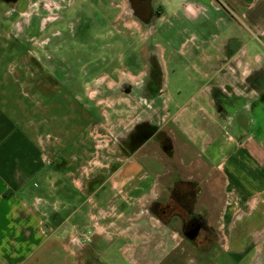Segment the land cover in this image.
I'll use <instances>...</instances> for the list:
<instances>
[{
	"label": "crops",
	"instance_id": "obj_1",
	"mask_svg": "<svg viewBox=\"0 0 264 264\" xmlns=\"http://www.w3.org/2000/svg\"><path fill=\"white\" fill-rule=\"evenodd\" d=\"M80 1L71 0V5ZM153 1L166 15V9L176 10L184 0ZM46 3L0 0V264H121L122 255L133 262L145 258L147 263L157 264L160 250L175 245L174 233L169 238L166 229L137 223L142 210L136 197L143 195L151 182L136 181L133 170L129 178L116 177L134 162L147 142L125 143L121 150L128 158L116 155L117 168L112 177L103 179L96 178L95 169H110L114 162L101 155L112 151L109 136L114 133L107 127L109 117L97 121L104 131L95 128L94 116H81L88 120L86 126L65 127L68 140L61 132L42 129V92L30 80L31 67L23 59L30 50L16 49L15 42L25 47L36 37L35 30L45 19L40 10L46 11ZM245 6L240 16L224 8L231 20L223 23V28H237L221 41L210 39L200 46L196 54L199 62H192L195 73L183 79L177 93L168 89L167 66L168 77L158 87V99L167 115L145 119L159 128L157 131L175 123L192 149L197 144L204 167L216 164L221 174L228 175L224 181L239 182L240 167L256 163L262 167L264 184V50H252V39L264 46V0ZM30 9L35 11L21 24L25 10ZM19 24L22 36L15 33ZM239 28L249 29L252 39L245 41ZM130 76L136 77L131 72ZM37 87L40 90L32 92ZM30 97L38 105L37 114L32 115ZM240 116H246L250 128ZM137 117L144 120V116H116L119 129L126 130ZM88 145L93 147L91 151ZM159 175L157 171L156 177ZM242 183H247L244 178ZM156 194L152 191L151 198ZM231 205L234 216L239 206ZM149 215L158 217L152 211ZM148 254L159 258L153 261Z\"/></svg>",
	"mask_w": 264,
	"mask_h": 264
},
{
	"label": "rangeland",
	"instance_id": "obj_2",
	"mask_svg": "<svg viewBox=\"0 0 264 264\" xmlns=\"http://www.w3.org/2000/svg\"><path fill=\"white\" fill-rule=\"evenodd\" d=\"M210 1L213 5L209 4ZM219 1L238 16L242 9H246L244 0ZM46 2V11L40 10L43 11L41 18L45 17V19L40 20V29L34 32L36 37L28 41L29 43L26 42L25 47H18L20 43L17 41L15 46L18 50H30L29 55L25 54L23 59L27 66L31 67L30 80L41 89L37 87L32 92L39 90L42 92L41 99L45 105L41 110V115L45 118L42 128L44 131L61 132L64 139L68 140L69 138L65 137L67 136L65 127L86 126L88 120L81 119V116H94L95 128L104 131L107 130L97 121L110 118L106 122H108L107 127L114 133L113 136H109L112 138L109 142L112 151L111 153L102 152L101 155L104 160L114 162L110 169L102 171L95 169L96 178L103 179L112 177L117 168L116 155H122L123 160L128 158L127 152L122 151L121 154L114 152L117 148L116 138H120L122 134V141L125 139L124 144H134L126 141L133 126L141 121L137 117V120L133 121L126 130H120L116 116H144L145 120L151 116L167 115L166 107L159 99L154 98L153 93L149 90L143 93L137 91L142 83L141 79L147 76L146 68H140L144 67L150 53L156 51L155 55L162 68L163 80L168 75L165 73L168 66V89L177 93V88L183 87V79L189 73H195L192 62H199L196 54L200 51V46L210 39L221 41L224 36L234 33L236 27L232 25L226 29L223 28V23L229 22L231 17L227 14L225 7L216 0H184L176 6V10L166 9V15L162 14L163 8L150 0V7L161 10L155 28L151 22L143 21L132 0H83L73 6L71 0H46ZM125 5H127L126 8ZM77 8L79 36L77 38L64 36L63 39L57 40L54 32L61 30L64 32L69 27L70 30L72 29L70 32H76L70 24L71 18L76 16ZM25 11L27 14L23 16L25 19L20 21L21 24L31 16L30 11L35 10ZM87 15L93 18V21L88 24V30L85 20H82V17ZM21 26L16 25L15 33L19 36L23 33ZM221 30H224L223 33L220 32ZM239 31L245 41L252 39L249 29L239 28ZM35 34H31L30 37ZM252 47L253 51L264 50V46L256 39H252ZM55 55L66 58L68 66L60 63L57 67ZM194 55L196 57L192 58ZM49 56H53L52 60ZM46 57L47 60H45ZM41 65L45 68H41ZM130 70L137 77L141 76L137 82L134 79L129 81L125 77V73L130 75ZM148 70L155 72L152 67ZM111 81H113L112 84H110ZM29 99L33 115L37 112L38 105L32 97ZM179 99L181 100L180 97ZM242 117L244 125L250 128V124L248 126L246 123V116H240ZM147 122L151 123L150 120ZM171 127L172 125L169 124L158 135L152 137L150 132L144 138L141 136L137 139L135 144L140 145L144 142L147 144L136 155L134 162L129 163L122 173L116 176L122 175L123 178H129L133 170L136 181L141 179L146 183L151 182L142 191L143 195L136 197L138 207L142 210V216L137 223L140 222V225L148 223L151 226H157L156 228L160 230L166 229L169 238L171 233H174L175 246L172 249L160 250L163 251L161 253L163 258L150 254L148 256H151L153 261L159 258L157 264H194L197 261L203 262L201 264H252L255 262L252 243L260 237L259 233H264L262 167L256 163L250 164L249 168L242 166L239 169L241 176L239 182L236 179H231V182L229 179L224 181L228 175L221 174L216 164L210 163L204 167L203 157L196 152L197 144L192 149L181 129L178 127L179 129L173 131ZM195 127L197 130V125ZM157 129L159 128L155 126L152 131L156 133ZM169 136L171 140H174L173 148L166 150L164 147ZM78 139L81 141L82 137ZM191 146L193 147V144ZM87 148L88 151L93 149L90 145ZM74 150L78 153L81 151V149L77 151L76 148ZM190 161L193 165H189ZM132 167L135 169H131ZM157 171L161 172L158 177H156ZM189 177H193L192 180H196L201 185L198 199L192 207L198 211L202 209L207 211V223L222 225L223 238L217 240L209 253H204V250H199L196 245L190 244L191 241L181 232L179 233L178 225L168 228L159 217L149 215L153 202L150 195L152 191L164 195V198L169 185L173 186L178 178ZM243 178L246 184L242 183ZM233 203L239 206V212H236L234 216V208L231 205ZM227 206H229L228 211ZM219 213L222 214L220 218ZM137 248L140 249V246ZM168 252L169 255H166ZM142 260L133 262L122 255L121 264H154V262L147 263L145 258Z\"/></svg>",
	"mask_w": 264,
	"mask_h": 264
},
{
	"label": "flooded vegetation",
	"instance_id": "obj_3",
	"mask_svg": "<svg viewBox=\"0 0 264 264\" xmlns=\"http://www.w3.org/2000/svg\"><path fill=\"white\" fill-rule=\"evenodd\" d=\"M149 1L150 0H140L138 3H133L136 7L137 12L142 16L143 21L146 23L151 22L153 24V27L155 28V26H157L158 24L157 19L160 18L161 10L159 8L156 9L153 6L150 7ZM216 1L220 4L222 3L219 0ZM222 6L228 9L227 6ZM75 12L76 16L74 18H71L70 25L74 29H76V32H70L72 30H70V27L69 29L67 28L64 32L62 30L54 32L55 36L57 35V40L63 39L64 36L76 38L79 36L80 33L78 32V30L80 29V24L78 18V8ZM229 13L232 15L234 14L232 11H229ZM83 19L85 20V24L88 30V24L90 21H93V18L87 15L85 17H82V20ZM153 52L154 51L150 53L149 59L145 62L144 67L140 68H146L147 76L145 77V79H141L142 83L140 84V86H138L137 91L139 90L140 93H143V91L147 92L149 90L150 93H153L155 95L154 98L158 99V87L163 84V72L158 63L157 55H155L156 51L154 53ZM49 57L50 60H52L53 56ZM45 60H47V57L45 58ZM55 60V64L57 67L58 65H60V63H62L66 67L68 66V60L66 58L55 55ZM150 67H152V70L155 72H149L148 69H150ZM41 68H45V66L41 65ZM129 72L133 73V71L131 70ZM124 75L129 81H133L129 73H125ZM140 77L141 76H136L134 81L137 82ZM125 85L126 84H124V87L126 89ZM171 125L173 131L174 129H179L175 123H172ZM153 128H155V126L150 122L148 123L147 119L141 120L133 126V130L131 131V133H129V138L126 142H132L135 144L137 139L141 138V136L144 138L145 136L149 135L150 132L151 136L158 135L161 130H158L156 133H154L152 131ZM133 137L134 139H132ZM124 141H122V134L120 135V138H116L117 148L116 150H114V152H120L119 154L122 153L121 149L124 145ZM172 141L174 140H171V137L169 136L164 147L166 150H171L173 148ZM134 144H128L127 146H131ZM192 179L193 178H178L173 186L169 185V187L166 188V197L164 198V195H160L157 193V196L153 198L151 211L154 212L165 224H167L168 228L174 227L175 224L178 225V228L180 229L179 233L181 232L186 239L190 240V244H193V246L196 245L199 250H204V253H209L211 252L212 246L217 242V240L223 238L222 226L221 224L213 225L207 223V211L205 209L198 211L192 207V205H194V202L198 199L197 197L200 194L201 190V185H199L196 180L194 181ZM221 216L222 214L219 213V218ZM259 234L260 237H258L257 240L253 241L252 243V248L254 250L253 260L259 264H264V233ZM201 263L203 262L198 263L197 261V263L195 262L194 264Z\"/></svg>",
	"mask_w": 264,
	"mask_h": 264
},
{
	"label": "water",
	"instance_id": "obj_4",
	"mask_svg": "<svg viewBox=\"0 0 264 264\" xmlns=\"http://www.w3.org/2000/svg\"><path fill=\"white\" fill-rule=\"evenodd\" d=\"M247 3H251L253 0H245Z\"/></svg>",
	"mask_w": 264,
	"mask_h": 264
}]
</instances>
